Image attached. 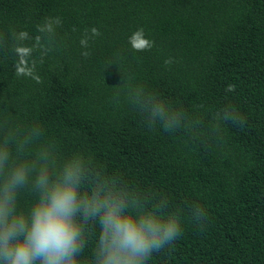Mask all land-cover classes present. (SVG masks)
I'll list each match as a JSON object with an SVG mask.
<instances>
[{
  "label": "trees",
  "instance_id": "obj_1",
  "mask_svg": "<svg viewBox=\"0 0 264 264\" xmlns=\"http://www.w3.org/2000/svg\"><path fill=\"white\" fill-rule=\"evenodd\" d=\"M49 17L62 23L37 46ZM93 27L101 35L85 49L80 39ZM140 28L153 42L143 52L129 44ZM21 32L28 36L18 41ZM17 44L31 49L26 64L40 83L17 75ZM129 77L201 120V134L149 130L121 91ZM227 105L246 123H221L216 134L210 114ZM5 121L38 125V143L53 141L60 157L81 152L103 174L182 208V235L148 264H264V0H0ZM34 199L22 191L21 208ZM193 204L206 208L202 227L190 218ZM97 235L89 226L82 259Z\"/></svg>",
  "mask_w": 264,
  "mask_h": 264
},
{
  "label": "clouds",
  "instance_id": "obj_2",
  "mask_svg": "<svg viewBox=\"0 0 264 264\" xmlns=\"http://www.w3.org/2000/svg\"><path fill=\"white\" fill-rule=\"evenodd\" d=\"M59 17H49L38 26L41 35L36 45L54 40L61 25ZM101 33L93 27L85 30L80 45L87 49L89 40ZM18 41L26 32L14 34ZM134 51L150 50L153 42L140 28L129 37ZM14 52L18 76H30L37 83L35 64L27 67L31 49L17 44ZM50 49L45 48V52ZM87 58L90 53L84 51ZM165 65L174 63L172 58ZM123 83L126 103L143 118L149 130L174 133L182 129L198 137L202 121L188 117L142 84ZM234 86H229V91ZM119 95L114 100L119 102ZM200 107H203L202 105ZM220 124L243 126L246 119L227 105L211 114ZM43 129L10 127L0 124V264H148L153 253L170 247L183 233L180 207L170 210L167 197L154 194L151 200L133 190L121 175H107L97 170L91 158L81 152L60 157L53 141L38 143ZM22 191L35 199L23 209L19 203ZM191 219L201 227L207 221L202 204L191 206ZM89 226L98 229L90 259H82L89 243Z\"/></svg>",
  "mask_w": 264,
  "mask_h": 264
}]
</instances>
